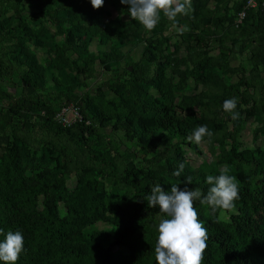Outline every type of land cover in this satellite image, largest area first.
I'll return each mask as SVG.
<instances>
[{"label":"trees","instance_id":"obj_1","mask_svg":"<svg viewBox=\"0 0 264 264\" xmlns=\"http://www.w3.org/2000/svg\"><path fill=\"white\" fill-rule=\"evenodd\" d=\"M5 1L13 0H0V8ZM31 1L38 10L35 19L42 25L40 30L21 21L25 26L22 39L0 21V39L2 33L7 41L18 38L12 47L0 49V129L11 128L10 136L3 134L0 229L23 232L24 249L16 264H156L157 225L167 217L158 206L148 205L151 188L158 183L167 191L171 184L183 188L190 176L192 182L187 186L206 194L210 187L206 176L219 174L208 164L194 168L187 157L188 148L199 150L188 137L200 124L212 133L202 140L220 141L222 161L238 179L240 193L229 210L212 212L210 206L194 202L208 231L202 264H264V148L241 149L238 140L245 113L260 115L264 123V95L251 96L253 105L247 111L238 105L234 111L239 115L233 119L223 102L232 98V89L239 85L227 84L222 76L234 72L227 63L232 52H248L251 63L264 70L262 8L247 9V0L243 1L238 16L246 10V17L237 22L244 36L242 44L237 47L233 41L223 47L222 58H215L207 52L197 53L190 45L195 40L203 42L197 30L204 27L221 30L222 37L234 35L228 32L231 20L203 4L210 0H199L198 14L182 16L195 30L182 34L189 50L184 61L171 50L164 55L151 37L130 33L122 14L109 18L106 5L114 0H105L98 9L90 0ZM165 16L161 12L156 26L166 25ZM29 41L50 53L54 61L49 65L61 78L50 72V58L40 64L38 56L29 51ZM93 41L104 47L100 58L109 75L115 76L109 84L113 97L102 94L100 102L90 96V89L78 92L94 77L97 55L89 50ZM144 43L138 61L124 51ZM9 49L17 51L15 58L7 57ZM187 62L192 67L183 69ZM168 69L178 76L177 83ZM49 75L53 86H48ZM190 79L196 89L202 87L199 93L188 91ZM11 83L21 91H14ZM241 85L258 88L245 79ZM68 106L77 108L82 120L65 126L57 115ZM197 106L203 111L200 118L193 121L182 115ZM221 115L233 125L225 132L231 139L230 148L226 138L218 137L227 126L226 122L219 124ZM109 127L122 131L137 152L121 153L116 143L104 144ZM37 134L47 135L41 138V146L35 142ZM181 163L184 170L176 176ZM25 169L37 174L34 182L25 181ZM73 171L79 183L72 188L68 175ZM99 173L111 180L113 190L103 187ZM16 185L22 188L16 190ZM223 212L230 214L229 219L221 217ZM100 222L111 229L99 228Z\"/></svg>","mask_w":264,"mask_h":264},{"label":"rangeland","instance_id":"obj_2","mask_svg":"<svg viewBox=\"0 0 264 264\" xmlns=\"http://www.w3.org/2000/svg\"><path fill=\"white\" fill-rule=\"evenodd\" d=\"M199 0H189L186 4V12L182 14H178L175 20L167 19L166 25L156 26L153 30H147L144 26L138 21L133 19L130 16V13L127 11L128 5H123L120 3V0L109 1L107 3V8L110 10L109 18H117L122 14V18L124 22L127 24L128 31L135 36L138 37H151L154 41V44L164 55L167 54L168 50L174 52L178 57L183 58L184 61L187 60V55L189 54L188 47L184 46L182 34L187 31H191L193 29V24L190 20L182 19L183 15H191L192 13H199L200 11V3L198 6ZM244 0H229L224 3H220L214 0L205 1L203 4H206V7L210 10L216 12V14L224 15L227 19L231 20L229 25V31L233 32L234 35H230L229 38L227 36L222 37L221 30H212L208 27H204V29L197 30L199 32V37L203 40L200 41H192L190 46H195L197 48V53H209L211 56L215 58H222L223 47L231 46L233 41L237 43V47L242 44L244 36L239 34L238 30H241V27H237V22H239L238 9L243 4ZM179 2L183 3L184 0H179ZM224 4V5H223ZM196 7L194 8V6ZM2 7L0 8V21L5 24V28L7 30H12L13 34L21 35L20 38L24 39L23 32H25V26L22 25L21 21H24L28 26H30L33 30H40L42 25L38 23L35 19V13L38 12L37 8H35L33 2L31 0H13L12 3H8L5 1ZM163 12V11H162ZM238 19V21H237ZM19 27V29H17ZM194 30V29H193ZM195 31V30H194ZM4 33L1 34L0 39V49L12 47L17 41L18 38L13 39L12 41H7ZM201 44V45H200ZM203 44V45H202ZM27 46L29 51L33 54H36L39 58L40 64H46V59H49V70L51 73L56 74L61 78L58 74V71L51 65V62L54 61L53 57H50V53L39 46H36L33 42H27ZM144 44H139L136 46H127L124 48L125 52H129L131 58L134 61H138L141 57V53L144 49ZM176 46H182L181 50H178ZM103 46H99L97 41H93L89 47L91 52H94L97 55V59L94 67V77L87 80V87H81L78 92L84 93L88 89H90V96L95 100V102H100L103 98L101 95L104 94L106 98H112L113 94L110 91V85L114 81V75H109L108 71L105 68L104 63L100 58L101 50H103ZM6 54L8 58H15L17 56V51L15 49L6 50ZM52 56V55H51ZM182 59V62H184ZM181 63V62H180ZM227 63L234 72L224 73L222 76L227 84L239 85L238 88L234 87L232 89V97L237 98V106L240 105L241 109L249 110L253 105V99L251 96L260 97L264 95V70L260 67H255L249 58V53H240V52H232L227 57ZM183 64V63H182ZM183 69L187 67L191 68L192 64L187 62V65H182ZM168 75L174 77V82H178V76L174 75L173 70L168 69ZM50 83L48 86H53V82L51 81V75H49ZM248 80L249 82H254L255 85H258V88L250 87L249 89L245 85H241L243 80ZM17 81V78L14 80ZM14 83H11L12 88L16 92H20L21 88H16ZM190 88L188 91L199 93L202 89H196L195 82L193 79L189 81ZM102 89V90H99ZM50 90H53L50 88ZM208 113V112H207ZM203 114V111L200 107H195L190 109V111L183 112V116H190L193 121L195 119L200 118ZM243 125L241 126V131L238 135V140L240 142L241 149H253L256 147L264 148V123L260 121V115H248L244 114L243 117ZM211 120V119H209ZM226 117L225 115H221V120L219 122L220 125L225 124ZM226 127L223 129V132L218 135L219 138H226L225 143L227 148H230L231 139L229 136H226L225 132H230L232 130V122H226ZM228 127V128H227ZM1 128V127H0ZM227 128V129H226ZM226 129V130H225ZM11 128H3L0 129V162L3 158V154L5 151L6 141L5 136H10ZM221 132V131H219ZM218 132V133H219ZM3 134H6L3 136ZM35 134V133H34ZM36 143L38 146L43 144V141H40L41 138L47 137V135H35ZM105 143L107 141H111L116 143L119 146L120 152L124 153L129 149L137 152V147L127 141L125 135L120 130H115L112 127L106 129L104 133ZM197 144V143H196ZM199 150L195 151L194 149H187V157L190 160L192 166L194 168H200L208 164L209 167L215 168L216 171H220L221 168L226 167V163L222 161L221 157V145L220 141L209 139H203L199 144H197ZM207 167V165L205 166ZM25 181L34 182L37 178V174L35 172H31L26 170ZM98 177L102 179V185L107 191L113 190L114 186L110 179H103L102 175L99 173ZM79 183V176L76 171L71 172L68 175V184L70 187H76ZM22 188L21 185H16L15 189L20 190ZM223 219H229L230 214L223 212L221 214ZM98 227L101 229H111V226L107 223L100 222L98 223ZM118 247H116L117 249Z\"/></svg>","mask_w":264,"mask_h":264},{"label":"clouds","instance_id":"obj_3","mask_svg":"<svg viewBox=\"0 0 264 264\" xmlns=\"http://www.w3.org/2000/svg\"><path fill=\"white\" fill-rule=\"evenodd\" d=\"M179 0H120L123 5H128L130 16L138 20L145 29L153 30L161 20V12L169 20H175L178 14L186 12V4ZM94 8H100L105 0H90ZM237 98L225 99L223 109L231 113L233 119L239 115L234 111L237 107ZM211 136L207 125L200 124L193 129L188 139L199 144L203 137ZM181 163L175 171L180 176L184 170ZM187 183L183 188L179 184H171L170 191L161 184L151 188V194L146 198L148 205L159 207L167 218L161 219L157 225V238L155 243L156 264H202L207 248L208 231L204 222L199 219V211L194 206L195 201L202 205L210 206L212 212L218 209L229 210L235 207L239 199V181L230 174L226 167L221 168L218 175L208 174L206 182L210 186L206 194L200 189H190L187 185L192 182L191 177H186ZM0 262L16 264L20 253L24 249V235L19 229L6 233L0 229Z\"/></svg>","mask_w":264,"mask_h":264},{"label":"built area","instance_id":"obj_4","mask_svg":"<svg viewBox=\"0 0 264 264\" xmlns=\"http://www.w3.org/2000/svg\"><path fill=\"white\" fill-rule=\"evenodd\" d=\"M260 6L264 13V0H247L246 8H257ZM246 17V10L239 14V22H241ZM60 122L63 125L69 126L78 120H82V116L77 108L74 106L64 107L62 111L57 115Z\"/></svg>","mask_w":264,"mask_h":264},{"label":"water","instance_id":"obj_5","mask_svg":"<svg viewBox=\"0 0 264 264\" xmlns=\"http://www.w3.org/2000/svg\"><path fill=\"white\" fill-rule=\"evenodd\" d=\"M130 69H132V67H130Z\"/></svg>","mask_w":264,"mask_h":264}]
</instances>
